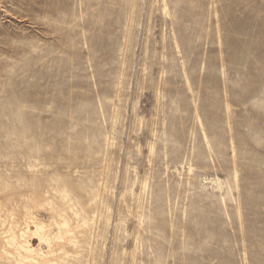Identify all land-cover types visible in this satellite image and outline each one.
<instances>
[{
    "label": "rangeland",
    "instance_id": "rangeland-1",
    "mask_svg": "<svg viewBox=\"0 0 264 264\" xmlns=\"http://www.w3.org/2000/svg\"><path fill=\"white\" fill-rule=\"evenodd\" d=\"M25 209L58 264H264V0H0V264Z\"/></svg>",
    "mask_w": 264,
    "mask_h": 264
},
{
    "label": "bare ground",
    "instance_id": "bare-ground-1",
    "mask_svg": "<svg viewBox=\"0 0 264 264\" xmlns=\"http://www.w3.org/2000/svg\"><path fill=\"white\" fill-rule=\"evenodd\" d=\"M40 203L41 201H35V204ZM45 203L52 208V202L45 201ZM75 215L79 217L78 212ZM57 217L59 221L56 220L54 223L58 231L55 230L53 223H47L30 209H25L24 217L20 218L23 224L18 231L10 229L4 233L7 249L3 250V254L11 257L16 264H58L57 259H51L55 257L53 243L66 240L70 244L77 245L79 241L69 218L59 212ZM96 220L97 216L93 221ZM82 221L83 225L79 224L78 228L86 227L89 222L84 219ZM47 248L49 252L45 251Z\"/></svg>",
    "mask_w": 264,
    "mask_h": 264
}]
</instances>
